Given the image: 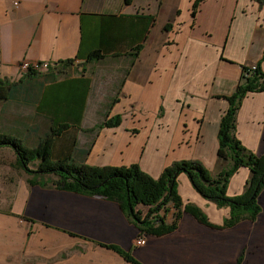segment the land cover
<instances>
[{
	"label": "crops",
	"instance_id": "0c3cea01",
	"mask_svg": "<svg viewBox=\"0 0 264 264\" xmlns=\"http://www.w3.org/2000/svg\"><path fill=\"white\" fill-rule=\"evenodd\" d=\"M197 1L0 0V78L12 84L9 99L0 100V132L38 144L63 123L54 158L70 155L93 166L138 162L154 178L174 161L199 159L217 175L228 164L218 159L224 96L236 90L243 66L260 63L264 71V0H201L194 15ZM93 50L105 57L87 62ZM72 58L67 75L52 73L59 60ZM117 60L125 61V76L116 102L104 103L102 72ZM25 61H48L49 68L29 74ZM116 114L118 126L92 129ZM236 134L264 154V90L243 98ZM250 174L241 167L227 193H242ZM28 177L11 205L0 208V264H132L111 244L143 264H237L242 250V264H264V190L254 221L216 229L183 212L176 230L157 236L140 234L115 201L31 186ZM178 182L183 204L200 207L211 223L230 215L185 173ZM173 214L170 205L168 224ZM138 235L145 244L134 245Z\"/></svg>",
	"mask_w": 264,
	"mask_h": 264
},
{
	"label": "trees",
	"instance_id": "16d2710c",
	"mask_svg": "<svg viewBox=\"0 0 264 264\" xmlns=\"http://www.w3.org/2000/svg\"><path fill=\"white\" fill-rule=\"evenodd\" d=\"M128 3L130 0H126ZM201 0L194 3V15ZM142 45L134 48L129 55L138 56ZM105 56L100 51L93 50L87 57L88 61H99ZM75 59L59 60L60 68L65 69L73 64ZM258 63L254 70L243 66V76L236 90L224 97L229 101V107L222 116L219 126L218 159L227 162V166L217 175L199 159H181L165 167L158 178L145 172L138 162L129 166H93L88 163H78L70 155L64 158H54L55 138L64 132L68 126L63 123L53 128L43 136L36 146L28 145L16 135L0 132V147L12 148L16 155V163L28 174V183L46 187H56L61 190L75 191L79 194L102 197L119 204L127 219L141 231L140 234L163 235L177 229L183 212L194 215L199 222L216 229L233 227L242 220L254 221L262 211L259 196L264 190V154H257L248 149L236 134L237 111L243 98L249 92L264 90V71ZM49 68V67H48ZM29 74H37L34 69ZM12 84L0 78V100L9 99V89ZM116 102V98L114 99ZM122 123V115L116 114L106 118L92 129L100 130L108 126L116 127ZM247 166L251 170L250 177L243 192L234 196L227 193L230 178L237 171ZM185 173L195 190L218 207H229L230 215L223 223L216 225L200 207L194 204H183L178 191V177ZM174 209L171 224L167 223L168 207ZM147 208L145 211L143 208ZM30 219V218H28ZM31 220V219H30ZM121 254L132 264H143L130 250H124L119 245H106ZM242 250L237 264H242Z\"/></svg>",
	"mask_w": 264,
	"mask_h": 264
},
{
	"label": "rangeland",
	"instance_id": "374dc122",
	"mask_svg": "<svg viewBox=\"0 0 264 264\" xmlns=\"http://www.w3.org/2000/svg\"><path fill=\"white\" fill-rule=\"evenodd\" d=\"M124 62V60H117L115 63L111 65L107 64L104 67V71L102 72L104 77L101 80V83L103 84L101 87V94H103L105 100L102 102L105 103L109 99L113 101L114 97L118 95L123 77L125 76ZM47 70L45 71L47 72ZM53 72H55V75H67L69 70L67 71L60 67H56L53 68L52 73ZM27 144L35 146L37 145V141H27ZM13 151L14 150L9 147H0V208L9 207L11 205L13 197L16 196V193L19 190V185L21 182L26 181L28 176V174L17 165L16 155ZM263 220L264 217L262 218L261 223H263ZM139 236L140 235H138V237ZM135 244L137 245L134 241V245Z\"/></svg>",
	"mask_w": 264,
	"mask_h": 264
},
{
	"label": "built area",
	"instance_id": "2783aa9c",
	"mask_svg": "<svg viewBox=\"0 0 264 264\" xmlns=\"http://www.w3.org/2000/svg\"><path fill=\"white\" fill-rule=\"evenodd\" d=\"M256 65L249 66L250 70H254L256 68ZM49 67V62L48 61H38V62H29L25 61L22 64V69L24 71H28L30 68L34 69L36 72H43L47 70ZM135 242L137 245H143L146 243V239L143 235H140L139 237L136 238Z\"/></svg>",
	"mask_w": 264,
	"mask_h": 264
}]
</instances>
